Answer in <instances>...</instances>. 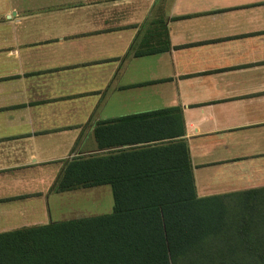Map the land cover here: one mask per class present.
I'll return each instance as SVG.
<instances>
[{
  "label": "crops",
  "instance_id": "obj_1",
  "mask_svg": "<svg viewBox=\"0 0 264 264\" xmlns=\"http://www.w3.org/2000/svg\"><path fill=\"white\" fill-rule=\"evenodd\" d=\"M169 107L198 197L264 192V0H0V233L65 220L67 163L169 142L135 117Z\"/></svg>",
  "mask_w": 264,
  "mask_h": 264
},
{
  "label": "trees",
  "instance_id": "obj_2",
  "mask_svg": "<svg viewBox=\"0 0 264 264\" xmlns=\"http://www.w3.org/2000/svg\"><path fill=\"white\" fill-rule=\"evenodd\" d=\"M135 117L169 142L73 159L55 186L109 184L111 212L2 232L0 264H264V192L198 197L180 108ZM128 118L98 122V147Z\"/></svg>",
  "mask_w": 264,
  "mask_h": 264
},
{
  "label": "rangeland",
  "instance_id": "obj_3",
  "mask_svg": "<svg viewBox=\"0 0 264 264\" xmlns=\"http://www.w3.org/2000/svg\"><path fill=\"white\" fill-rule=\"evenodd\" d=\"M72 203V213H66L63 219L110 213L113 206L111 188L101 185L82 190Z\"/></svg>",
  "mask_w": 264,
  "mask_h": 264
}]
</instances>
